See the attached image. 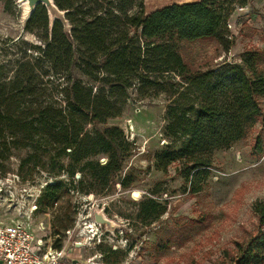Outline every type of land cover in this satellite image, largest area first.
Instances as JSON below:
<instances>
[{
    "label": "trees",
    "instance_id": "obj_1",
    "mask_svg": "<svg viewBox=\"0 0 264 264\" xmlns=\"http://www.w3.org/2000/svg\"><path fill=\"white\" fill-rule=\"evenodd\" d=\"M4 1L8 9L10 0ZM53 1L69 29L61 20L52 23L39 5L24 31L41 44L6 38L0 50V161L13 150L26 151L19 171L29 167L30 180L37 169L58 178L68 168L73 179L82 165L80 171L88 170L92 182L106 187L108 177L121 169L118 129L87 127L122 117L133 89L140 98L169 97L165 136L180 148L157 154L156 168L167 172L176 165L190 196L204 190L214 153L264 122V50L247 51L242 65L195 71L178 48L203 40L232 44L228 21L247 0L174 4L147 16L143 0ZM255 148L264 153L261 138ZM100 155L107 157L104 165L93 160ZM67 157L71 162L65 165ZM71 189L73 180L47 185L40 203L50 208ZM164 211L148 200L138 218L151 225ZM252 211L256 229L225 253L227 264H264V201L255 202ZM169 244L170 239L161 241L159 251Z\"/></svg>",
    "mask_w": 264,
    "mask_h": 264
},
{
    "label": "rangeland",
    "instance_id": "obj_2",
    "mask_svg": "<svg viewBox=\"0 0 264 264\" xmlns=\"http://www.w3.org/2000/svg\"><path fill=\"white\" fill-rule=\"evenodd\" d=\"M196 1L200 0H143L144 12L147 16L166 6ZM247 1L243 11L231 17L232 44L216 40L178 44L191 69L207 71L225 63L242 65L241 59L247 51L264 50V0ZM2 3L0 50L6 38H24L41 44L37 37L24 31L27 21L19 1L10 0L8 9L6 2ZM57 17L69 29L64 18ZM3 63L0 56V66ZM261 67L264 69V62ZM73 75L80 77L76 72ZM129 97L122 117L96 128L87 127L89 131L118 129L121 169L108 177L104 188L92 182L88 170L80 171L82 165L75 167L73 179L72 169L68 168L58 178L37 169L30 180L29 167L22 174L19 171L26 151L13 150L4 156L0 161V228L17 225L39 236L44 232L42 225L46 226V235L51 226L53 235L59 234L63 239L70 232V245H84L76 255L81 264H227L225 253L256 229L253 204L264 201V153L260 155L255 148L257 139L261 138L264 149V122L246 138L216 151L204 190L190 196L176 165L167 172L156 168L157 154L180 148V142L165 136L169 97L161 93L157 97L140 98L135 89L129 92ZM260 105L264 113V97ZM93 160L104 165L107 157L100 155ZM63 162L68 165L71 161L67 157ZM72 180L75 189L60 197L52 207L44 208L40 199L47 185L56 181L68 184ZM127 181L129 187L124 188ZM148 200L165 209L151 225L148 220L138 218L141 204ZM96 215L114 222L115 228L110 230L104 223L97 226L95 238L80 236L91 221H96ZM169 239L170 246L159 251L161 241Z\"/></svg>",
    "mask_w": 264,
    "mask_h": 264
},
{
    "label": "built area",
    "instance_id": "obj_3",
    "mask_svg": "<svg viewBox=\"0 0 264 264\" xmlns=\"http://www.w3.org/2000/svg\"><path fill=\"white\" fill-rule=\"evenodd\" d=\"M244 8L237 7L233 15L242 12ZM42 231H47L46 226L42 225ZM44 232L33 236L17 225L0 228V264H81L76 255L84 246L70 245V232H67L65 239L53 235L51 226L47 235Z\"/></svg>",
    "mask_w": 264,
    "mask_h": 264
},
{
    "label": "water",
    "instance_id": "obj_4",
    "mask_svg": "<svg viewBox=\"0 0 264 264\" xmlns=\"http://www.w3.org/2000/svg\"><path fill=\"white\" fill-rule=\"evenodd\" d=\"M21 1L28 4L29 12L26 21L30 19V17L32 16V14L39 5H42L47 9L49 16L51 17L53 16L52 23L54 22V20H61L59 17H57V15L61 14L62 17L64 18L65 13H62L58 10L53 0H21ZM100 219L103 220V217L96 215V221H99ZM100 224H104V223L102 222Z\"/></svg>",
    "mask_w": 264,
    "mask_h": 264
},
{
    "label": "bare ground",
    "instance_id": "obj_5",
    "mask_svg": "<svg viewBox=\"0 0 264 264\" xmlns=\"http://www.w3.org/2000/svg\"><path fill=\"white\" fill-rule=\"evenodd\" d=\"M18 1H19L20 5H21V8L23 9V16H24V19L26 20L27 15H28V12H29L28 11L29 10L28 4L22 2L21 0H18ZM61 17H62V15H61ZM129 125H130L131 129L134 130V127L132 126V124L130 123ZM135 196H137V194H135ZM102 222L105 223V224H107V226H108V228L110 230H113L115 228V226H116L114 222L108 221L103 216V220L100 219L99 221H91L90 227L87 226L88 228L87 229H84V231L80 234V236L87 237V238H90V237L94 236L96 233H98V232H96L97 231V225L99 226L100 223H102ZM81 244L82 243L78 244L79 247H83L84 246V245H81Z\"/></svg>",
    "mask_w": 264,
    "mask_h": 264
},
{
    "label": "crops",
    "instance_id": "obj_6",
    "mask_svg": "<svg viewBox=\"0 0 264 264\" xmlns=\"http://www.w3.org/2000/svg\"><path fill=\"white\" fill-rule=\"evenodd\" d=\"M0 9H4L2 2H0Z\"/></svg>",
    "mask_w": 264,
    "mask_h": 264
},
{
    "label": "flooded vegetation",
    "instance_id": "obj_7",
    "mask_svg": "<svg viewBox=\"0 0 264 264\" xmlns=\"http://www.w3.org/2000/svg\"><path fill=\"white\" fill-rule=\"evenodd\" d=\"M98 226V225H97Z\"/></svg>",
    "mask_w": 264,
    "mask_h": 264
}]
</instances>
